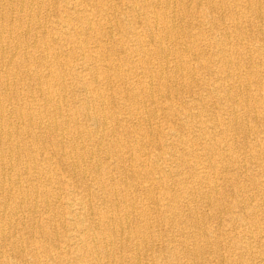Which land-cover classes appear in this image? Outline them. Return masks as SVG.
Here are the masks:
<instances>
[{
    "label": "bare ground",
    "instance_id": "obj_1",
    "mask_svg": "<svg viewBox=\"0 0 264 264\" xmlns=\"http://www.w3.org/2000/svg\"><path fill=\"white\" fill-rule=\"evenodd\" d=\"M263 28L264 0H0V264H264Z\"/></svg>",
    "mask_w": 264,
    "mask_h": 264
},
{
    "label": "rangeland",
    "instance_id": "obj_2",
    "mask_svg": "<svg viewBox=\"0 0 264 264\" xmlns=\"http://www.w3.org/2000/svg\"><path fill=\"white\" fill-rule=\"evenodd\" d=\"M263 30H264V28H263ZM186 100H188V98H187V96H185L184 97ZM175 106H178V104L176 103V105ZM178 107H176V109H177ZM158 125H160V127L162 126V128H164L165 129V131H167V132H169L168 131V129H167V126L166 125H163V124H161V123H158ZM262 128H263V126H261ZM252 168V169H251ZM257 168H256V166H255V164L254 163H250V165H249V169H248V173L247 174H249L250 173V176H254L255 174H257ZM246 173H243V175H241L242 177H240L238 180L239 181H237L238 183H240L241 185H243V182H246L247 181V177H246V175H247ZM258 177V176H257ZM251 187L249 186V187H247V190H249V191H252V189H250ZM229 190V189H228ZM254 191V190H253ZM227 201H229V198H227ZM204 208V209H203ZM203 212L204 214H209V209L207 208V207H200V209H199V212ZM216 221L218 222V223H216ZM218 224V228H220L222 231L224 230L229 236H232V233L231 232H229V231H231V229H230V227H227V226H225V225H221V224H226V223H223L222 221H220V220H211V222H210V225H212V227L214 228L215 227V225H217ZM235 232V231H234ZM227 238H229L230 239V237H227ZM232 238H234V237H232ZM234 239H230L229 241H226L225 240V244L226 245H228V244H230L232 241H233ZM221 253H223V250L221 251Z\"/></svg>",
    "mask_w": 264,
    "mask_h": 264
}]
</instances>
